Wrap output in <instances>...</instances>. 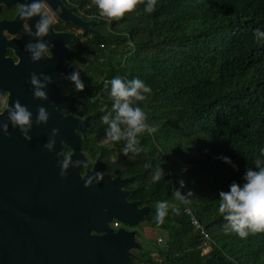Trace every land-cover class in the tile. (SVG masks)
<instances>
[{
	"label": "trees",
	"instance_id": "16d2710c",
	"mask_svg": "<svg viewBox=\"0 0 264 264\" xmlns=\"http://www.w3.org/2000/svg\"><path fill=\"white\" fill-rule=\"evenodd\" d=\"M72 1L97 21L98 31L81 46L87 166L99 159L112 177L138 176L127 187L131 198L151 207L147 224L164 240L161 264H264V232L246 238L225 232L218 212L220 191L243 183L264 147V43L253 37L264 29V0H158L151 14L138 3L111 20L99 16L92 0ZM115 76L151 88L139 102L151 131L138 136V153L125 154L124 141L105 134L101 117L112 103L106 83ZM158 201L169 205L159 224ZM173 206L179 214L171 213Z\"/></svg>",
	"mask_w": 264,
	"mask_h": 264
},
{
	"label": "flooded vegetation",
	"instance_id": "af4514ba",
	"mask_svg": "<svg viewBox=\"0 0 264 264\" xmlns=\"http://www.w3.org/2000/svg\"><path fill=\"white\" fill-rule=\"evenodd\" d=\"M59 1L76 20L94 21L89 25L88 33H84L81 23L60 16L49 3L42 0L44 10L54 17L53 25L45 37L29 36L28 31H35V22L39 17L19 18L18 9L23 6L21 3L9 6L0 4V123L7 122L6 108L19 101L33 113V126L29 134L34 137L49 135L53 128H58L57 135H61L65 132L67 117L73 116L79 121L82 119L81 91L76 90L70 80L69 84L66 77L76 70L82 80L81 46L98 33L97 21L85 15L76 2ZM36 39H43L51 45V57H45L38 62L31 61L30 54L25 51V45L30 41L35 42ZM33 72L45 73L52 77V83L45 89L47 100L34 98L33 86L29 82ZM68 85H71L70 89H66ZM67 102L73 106V110L66 108ZM39 106L45 107L49 112L46 124L35 123ZM84 116L88 115L84 112ZM74 121L75 134H81L80 124L78 126L76 120ZM8 132L10 135H5L0 128V264L16 263L25 249L28 255L30 232L33 227L30 199L33 197L34 187L26 174L29 148L19 128H14L9 123ZM69 153L71 149L65 146L63 154L66 156ZM96 161L91 167L86 164L82 173L93 169ZM102 173L109 174L104 171V163ZM124 189L131 191L127 186ZM128 199L131 202H142L140 207L145 206L143 201L131 198V194ZM147 217L146 215L142 222L147 223ZM55 221L63 229H67L62 237L61 255L64 261L76 264H111L121 260H128L126 264L162 262L158 249L156 258L144 249L142 233L129 229V225L123 223L117 228L113 227L116 219L109 220L106 212H101L99 218L87 216L79 219H67L59 212ZM95 222L99 223L101 229L94 227ZM119 229L134 231L132 240H114L113 235ZM130 241L138 246L129 247Z\"/></svg>",
	"mask_w": 264,
	"mask_h": 264
},
{
	"label": "clouds",
	"instance_id": "9594fccd",
	"mask_svg": "<svg viewBox=\"0 0 264 264\" xmlns=\"http://www.w3.org/2000/svg\"><path fill=\"white\" fill-rule=\"evenodd\" d=\"M95 7L99 10L100 17H106L109 20L112 18H120L126 12L133 11L138 3L143 4V12L151 14L157 7L158 0H92ZM59 11V8L56 9ZM19 16L39 17L35 22V31H28L29 36L42 38L49 34L50 28L53 25L54 17L49 15L44 10L42 0H31L29 3H24L18 9ZM254 39L259 43H264V29L256 28L253 33ZM51 45L43 39H36L35 42H28L25 45V51L30 54V59L33 62H38L45 57H51ZM63 75V74H62ZM72 81L74 88L78 91H83L85 84L80 78L78 71H72L67 77ZM29 82L33 86V96L36 99L47 100L46 87L52 83V77L45 73H31ZM108 95L111 98V111L106 112L104 106H101V111L105 114L101 117L102 122L107 125L105 134L112 141H124L123 152L138 153L141 151L138 136L145 131H151L146 123V113L139 105L147 99L151 93V88L143 80L139 78H121L115 76L107 83ZM7 122L0 123V128L3 129L5 135H10L8 132L9 123L14 128H19L25 139L31 140L30 130L33 126V113L27 106L22 105L19 101H15L12 105L6 108ZM49 119V112L43 106H39L35 118V123L46 124ZM59 132L58 128H53L50 138L44 144V147L52 151L56 144V136ZM59 155V154H57ZM222 159L231 163L229 157ZM61 171V176H66V169L74 166L69 158H63L58 161ZM255 167H249L243 175V183L233 182L229 185L228 191H220L218 212L226 222L224 225L225 232L235 233L240 238H246L249 234L264 232V147L259 149V155L254 160ZM162 174L161 167L153 173L152 179L159 180ZM99 177V173H97ZM99 182V180H97ZM181 187L184 181L180 180ZM173 196L181 201H185V197L179 191H175ZM171 213L179 214L178 207H171ZM169 213V205L167 201H158L155 206V219L159 224L163 218Z\"/></svg>",
	"mask_w": 264,
	"mask_h": 264
},
{
	"label": "water",
	"instance_id": "95a60500",
	"mask_svg": "<svg viewBox=\"0 0 264 264\" xmlns=\"http://www.w3.org/2000/svg\"><path fill=\"white\" fill-rule=\"evenodd\" d=\"M44 1L49 3L55 11L59 8V11L56 12L60 16L81 23L85 34L90 31L89 25L94 21L76 20L59 0ZM29 2L31 0H0V4L7 6ZM18 17L20 18V16ZM66 53L68 54V52ZM67 82H69L68 79ZM70 88L71 85L66 86V89ZM66 108L73 110V106L68 102ZM80 116L82 118L80 121L73 116L66 118L65 132L56 136V144L52 151L44 147L51 133L43 137L30 135L31 140L24 138L30 155L26 163V174L34 187L33 197L30 199L33 227L30 232L28 255H26L25 249L19 260L13 264H76L62 259V237L67 229H63L55 221L59 212L67 219H79L87 216L99 218L101 212H106L109 220L116 219L123 224L136 226L151 211L149 205L140 207L142 202L129 201L131 191L124 189L125 186L134 182L137 175L122 178L103 174V162L99 159L95 162L93 169H87L85 174L82 173V169L88 161L82 149V140L89 131L90 116H84L83 111L80 112ZM74 120L78 126L80 124L81 134H75ZM65 146L71 149V153L66 156L63 154ZM69 157L74 162V166L70 165L66 169L67 175L61 176L58 161ZM97 173H99V177H97ZM94 224L96 229H101L99 223L95 222ZM134 234V231L119 229L113 237L117 241L132 240ZM130 242L129 247L138 246L136 243ZM126 261L128 260L111 264H126Z\"/></svg>",
	"mask_w": 264,
	"mask_h": 264
},
{
	"label": "rangeland",
	"instance_id": "374dc122",
	"mask_svg": "<svg viewBox=\"0 0 264 264\" xmlns=\"http://www.w3.org/2000/svg\"><path fill=\"white\" fill-rule=\"evenodd\" d=\"M129 229H134L135 231H139L142 233V237L144 239V249L147 251V253H151L152 256L156 258L158 256L157 249L162 248L164 243L157 244V238L159 237V231L153 230L149 224L142 222V224H138L136 226H128ZM210 247H206L203 251V253H207L209 251ZM159 258H157L158 261Z\"/></svg>",
	"mask_w": 264,
	"mask_h": 264
},
{
	"label": "built area",
	"instance_id": "2783aa9c",
	"mask_svg": "<svg viewBox=\"0 0 264 264\" xmlns=\"http://www.w3.org/2000/svg\"><path fill=\"white\" fill-rule=\"evenodd\" d=\"M188 213L191 215L192 217V223L198 227L201 230V234L205 236V239H208V234L206 232V230L204 229V227L199 223V221L194 217V215L192 214V212L190 210H188ZM121 222H119L118 220L114 221V223L112 224L113 227L117 228L119 227ZM159 243H164V240L162 237L157 239V244ZM206 245H207V241H205Z\"/></svg>",
	"mask_w": 264,
	"mask_h": 264
}]
</instances>
